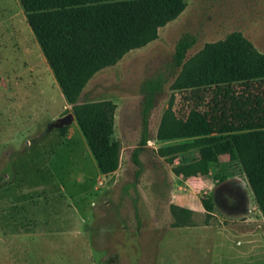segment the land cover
Listing matches in <instances>:
<instances>
[{"label":"rangeland","instance_id":"374dc122","mask_svg":"<svg viewBox=\"0 0 264 264\" xmlns=\"http://www.w3.org/2000/svg\"><path fill=\"white\" fill-rule=\"evenodd\" d=\"M184 1V11L158 30L156 40L97 72L79 97V103L109 99L116 104L111 139L121 146L120 167L118 172L104 176L91 155L89 159L81 156L83 147L87 150L88 147L76 121L64 126L71 132L67 141L61 142L57 130L46 133L48 124L57 120L53 117L70 113V107H64L58 87L51 86L48 80L37 83L30 77L27 70L31 64L15 62L14 57L3 55L2 44L6 53L16 51L13 29L19 25L14 26L11 18L20 5L18 0H0V22L2 27L5 24V31L0 28V214L5 201L17 193L6 188L19 182L27 184L29 197L39 198L35 209L38 215H59L61 226L73 224L77 234H81L76 237L77 264H147L153 248L146 245L143 253L133 251L131 235L138 232L141 240L149 244L147 231L151 227H164L173 222L172 204L196 208L195 203L202 197H211V215L202 206L201 213H192L190 220L197 225H214L217 217L238 213L237 197L224 187L234 180L247 183L238 162L221 155L207 176H175L172 167L192 161L197 152L191 149L176 154L170 164L158 155V150L192 139L159 141L156 134L170 100L174 114L181 119L195 109L216 116L224 111L228 120H235L231 113L236 108L235 102L260 95L263 86L235 83L179 91L171 89L174 78L169 77L162 92L155 96L148 118V140L140 145L143 100L140 87L158 72L170 73L174 46L180 37L189 34L195 38L186 58L205 43L221 40L234 31L242 33L264 53V0ZM32 40L31 36L26 39ZM49 147L54 153L48 154H55L50 169H54L61 182L65 181L64 190L38 189L43 154ZM137 149L140 167L132 160ZM81 174L86 175L84 180ZM221 176L225 177L223 181ZM0 262L3 264L1 252Z\"/></svg>","mask_w":264,"mask_h":264},{"label":"trees","instance_id":"16d2710c","mask_svg":"<svg viewBox=\"0 0 264 264\" xmlns=\"http://www.w3.org/2000/svg\"><path fill=\"white\" fill-rule=\"evenodd\" d=\"M37 43L77 126L103 175L115 172L120 163L121 146L111 139L116 104L109 99L79 103V97L99 71L114 66L128 52L157 39L158 30L175 20L185 9L184 0H18ZM195 44L189 34L174 46L170 73L158 72L141 87V140H148V118L155 96L162 92L169 77L172 90L256 83L260 95L238 99L235 120L208 115L192 109L185 119L178 118L170 100L157 129V140L192 139L190 142L160 148L158 155L172 164L176 154L194 149L197 157L172 167L175 176H207L221 155L238 162L253 200L264 217V53L242 33L234 31L225 38L208 42L186 58ZM240 104V105H239ZM220 113V112H219ZM223 117V118H221ZM61 136L66 127L59 130ZM135 150L134 164L141 163ZM137 170L136 175H138ZM225 179L220 177V181ZM207 213H213L211 197H202ZM136 213V210H135ZM192 211L171 205L172 226L193 225Z\"/></svg>","mask_w":264,"mask_h":264},{"label":"crops","instance_id":"0c3cea01","mask_svg":"<svg viewBox=\"0 0 264 264\" xmlns=\"http://www.w3.org/2000/svg\"><path fill=\"white\" fill-rule=\"evenodd\" d=\"M20 7L21 5L18 11L12 15V20L10 19L14 26H19H15L14 29L12 24L9 26V30L13 29V35L16 36V51L12 54L6 53V47L2 44V49L5 51L3 55L14 57L15 62L25 61L31 64L27 73L37 83L48 80L51 86L60 89L55 78H52V70L26 21L22 7ZM21 18L22 22H20ZM3 25L4 27L0 22V28H4L5 31V24L3 23ZM21 33H24V36H21ZM8 35L10 36V34ZM29 36L33 39L30 42L26 41ZM61 95L64 99V107L67 109L69 105L62 92ZM63 114L60 113L53 118L58 119ZM60 129H48L46 133L57 130V136L61 138V142L69 140L70 130L61 136ZM88 150L84 146L81 156L89 159L92 154L90 150V154H88ZM48 153H54V150L49 147L46 154H43L40 171L41 183L38 189L64 190L65 181L61 182L54 169H50L55 154ZM116 172L118 169L113 173ZM81 175L84 180L86 175ZM108 175L110 174L104 176ZM224 187L237 197L238 213L217 217L214 225L193 223L189 226L174 227L171 225L172 222L164 227L154 225L147 231L151 239L149 244L141 240L138 232L131 235L132 250L143 253L146 245H151L150 248L153 249L147 264H264V217L249 192L248 184L234 180V183H229ZM11 190L17 193L11 196L9 201H5L3 214H0V252L3 255V264H31L29 261L33 262V259L35 262L32 264H77L76 237L81 234H77L74 225L61 226L59 215H38L35 209H37L36 204L39 198L29 197L27 184L19 182L9 189L6 188V191ZM200 204L201 201L195 203L196 208L182 205L179 207L201 213L202 204ZM189 240H191L190 244Z\"/></svg>","mask_w":264,"mask_h":264},{"label":"water","instance_id":"95a60500","mask_svg":"<svg viewBox=\"0 0 264 264\" xmlns=\"http://www.w3.org/2000/svg\"><path fill=\"white\" fill-rule=\"evenodd\" d=\"M74 120L73 114L67 113L66 115L58 118L55 122H52L48 125V129L52 128H62L68 124H70Z\"/></svg>","mask_w":264,"mask_h":264}]
</instances>
